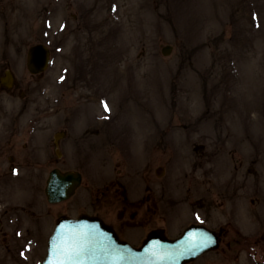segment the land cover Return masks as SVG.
<instances>
[{"label": "rangeland", "instance_id": "1", "mask_svg": "<svg viewBox=\"0 0 264 264\" xmlns=\"http://www.w3.org/2000/svg\"><path fill=\"white\" fill-rule=\"evenodd\" d=\"M36 44L51 51L39 78L26 69ZM6 69L15 85L0 91V116L50 117L38 131L49 157L62 128L85 139L63 140L60 161L83 172L84 199L114 178L184 195L203 145L229 184L216 220L248 228L264 215V0H0V77ZM236 255L224 264H247Z\"/></svg>", "mask_w": 264, "mask_h": 264}, {"label": "flooded vegetation", "instance_id": "2", "mask_svg": "<svg viewBox=\"0 0 264 264\" xmlns=\"http://www.w3.org/2000/svg\"><path fill=\"white\" fill-rule=\"evenodd\" d=\"M49 118L33 116L19 122V117L6 121L0 116V264H42L57 224L81 217L102 221L133 247L149 236L175 239L191 226L201 227L218 236V248L187 264H224L232 259L231 253H242L247 264H264V215L248 217L253 226L248 228L233 227L226 217L216 220L217 210L226 208L227 203L222 198L216 206V195L228 194L229 184L217 174L215 162L219 164V159L214 162V154L205 155L202 145L194 148L193 171L184 195H170L167 181L158 183L155 194L151 180L137 186L114 178L103 184L97 195L84 199L79 193L82 179L71 198L50 201L45 195L50 173L55 169L78 171L68 161L61 164L67 154L58 156L57 148L60 150L63 140L75 146L85 144V139L68 127L62 128L58 131L61 138L56 140L53 135L52 156L45 155L46 145L39 143L38 131L40 122ZM69 119L72 117H65L63 123H70ZM244 189L240 182L233 194L241 199ZM233 202L237 212V201ZM141 228L147 229L144 237ZM237 255L233 260H238Z\"/></svg>", "mask_w": 264, "mask_h": 264}, {"label": "water", "instance_id": "3", "mask_svg": "<svg viewBox=\"0 0 264 264\" xmlns=\"http://www.w3.org/2000/svg\"><path fill=\"white\" fill-rule=\"evenodd\" d=\"M163 55L170 53V47L162 50ZM49 63V51L42 45H36L28 50L27 69L32 74L43 72ZM5 86L11 84V78L2 79ZM71 175H60L58 172L51 174V180L46 189L51 199H65L72 190L69 180H74ZM73 182H78V179ZM85 221V220H83ZM101 227V226H100ZM64 226L58 228L50 244V252L47 263H56L64 258V255H73L72 264H183L202 252L217 246V237L198 229L188 230L184 236L174 241L149 238L141 248L132 249L127 244L120 242L116 236L106 227H98L94 232L90 229L83 230L84 239L80 250L60 249L58 243L62 242ZM57 245V246H56ZM78 253V255H77Z\"/></svg>", "mask_w": 264, "mask_h": 264}, {"label": "snow or ice", "instance_id": "4", "mask_svg": "<svg viewBox=\"0 0 264 264\" xmlns=\"http://www.w3.org/2000/svg\"><path fill=\"white\" fill-rule=\"evenodd\" d=\"M77 255H78V253H77ZM70 259H71V257H70Z\"/></svg>", "mask_w": 264, "mask_h": 264}]
</instances>
